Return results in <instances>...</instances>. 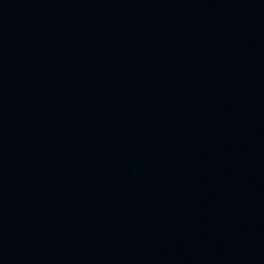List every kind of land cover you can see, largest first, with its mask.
Masks as SVG:
<instances>
[{"label": "water", "instance_id": "obj_1", "mask_svg": "<svg viewBox=\"0 0 264 264\" xmlns=\"http://www.w3.org/2000/svg\"><path fill=\"white\" fill-rule=\"evenodd\" d=\"M0 264H264V0H0Z\"/></svg>", "mask_w": 264, "mask_h": 264}]
</instances>
